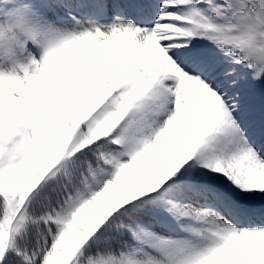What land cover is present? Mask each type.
Returning <instances> with one entry per match:
<instances>
[{
	"label": "snow or ice",
	"instance_id": "1",
	"mask_svg": "<svg viewBox=\"0 0 264 264\" xmlns=\"http://www.w3.org/2000/svg\"><path fill=\"white\" fill-rule=\"evenodd\" d=\"M0 264H264V0H0Z\"/></svg>",
	"mask_w": 264,
	"mask_h": 264
}]
</instances>
